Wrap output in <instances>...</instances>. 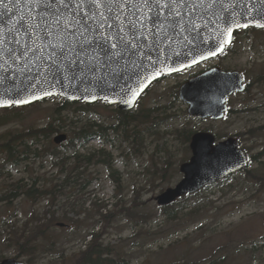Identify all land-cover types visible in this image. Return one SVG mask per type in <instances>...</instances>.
Masks as SVG:
<instances>
[{"label": "rangeland", "instance_id": "374dc122", "mask_svg": "<svg viewBox=\"0 0 264 264\" xmlns=\"http://www.w3.org/2000/svg\"><path fill=\"white\" fill-rule=\"evenodd\" d=\"M229 54L221 66L244 71L251 80L249 88L256 89L233 97L230 102L233 113L219 122L189 118L183 103H176L174 113L180 116L177 120L161 111L141 113V107L133 117L128 135L121 119H117L115 108L104 104L93 107L96 114L93 116L83 114L78 106H60V99L25 109L0 110V120L6 122L0 126V157L6 154L3 146L7 141L17 145L30 130L47 127L51 133L56 128L48 141L45 137L41 139L46 151L53 150L56 135H71V130L82 126L88 118L109 127L120 123L116 130H111L113 143L107 150L116 160L114 170L121 174L123 187L120 196L115 197L117 187L110 178V170L104 165L90 168L93 173L90 187L82 191L68 187L66 194L60 195L76 202L77 212L68 211L69 218L76 222H68L71 229L52 226L47 221L50 218L44 216L48 209L46 198L35 200L22 196L0 204V262L4 258H17L30 264H75L76 253L85 249V237L89 242V233L100 229V241L108 244L127 264H264V131L257 138L251 135L252 130L264 126V109L253 112L264 101L257 97V88L264 84L258 82L264 76V31L239 34ZM188 77L173 79L170 84ZM182 128L183 133L209 130L219 138L237 136L254 160L247 170L162 211L155 198L162 189L173 187L181 180L179 167L190 157L184 140L177 137V130ZM67 143L68 140L62 147ZM100 148L97 140L76 146L82 154ZM121 151L123 158L118 157ZM53 165L48 156L31 158L20 169L8 170L15 179L28 176L30 171L34 177L56 179L58 169ZM141 187L149 191L136 197L133 192ZM121 195L125 196L127 206L133 200L138 204L144 202L132 210L144 216L140 225L133 226L134 219L140 220L139 215L131 218L123 208L112 212L115 215L109 224L100 216L105 205L109 206L108 212L113 210ZM63 208L56 206L58 215ZM172 211L173 219L168 215ZM54 243L56 248L48 252Z\"/></svg>", "mask_w": 264, "mask_h": 264}, {"label": "water", "instance_id": "95a60500", "mask_svg": "<svg viewBox=\"0 0 264 264\" xmlns=\"http://www.w3.org/2000/svg\"><path fill=\"white\" fill-rule=\"evenodd\" d=\"M9 8L12 11L5 13L0 5V39H4V34L13 29L15 21L27 11L23 4L18 7L16 0L9 4ZM191 21L186 17L183 29L167 25L156 29L157 35L149 36L148 47L143 54L132 58L134 65L116 72L100 69L81 73L75 67L52 72L31 54L27 60L15 62L11 58L0 56V100L10 104L0 108L22 107L47 98L62 97L89 104L106 101L110 105L119 104L122 110H130L145 89L162 74L179 72L220 55L232 44L233 35L239 29H263L264 0H204V7L196 9ZM148 27L151 28V24ZM15 28L20 29V25H15ZM229 28L232 37L230 42L227 35ZM17 38L22 44L27 42L33 48L42 44L41 41L33 43L29 40L23 29H20ZM8 39L11 40L10 34ZM10 46L20 47L15 44ZM47 51L45 49L44 54ZM40 55L38 52L37 56ZM73 75L75 79L66 78ZM243 89L242 81L236 75L216 69L189 81L182 87L180 96L190 105V115L221 119L228 110L227 98ZM46 92L50 94L46 95ZM23 100L29 102L21 103ZM64 140L65 136H59L55 142L60 144ZM214 142V136L207 134H198L193 139L194 157L191 163L182 167L185 179L175 189H169L159 196V205H169L177 198L193 193L248 165L249 157L239 149L235 139L217 146H214ZM2 264L23 263L5 260Z\"/></svg>", "mask_w": 264, "mask_h": 264}, {"label": "snow or ice", "instance_id": "6c2138e0", "mask_svg": "<svg viewBox=\"0 0 264 264\" xmlns=\"http://www.w3.org/2000/svg\"><path fill=\"white\" fill-rule=\"evenodd\" d=\"M12 2L0 0L5 13L12 11L9 8ZM16 4L18 7L23 4L27 11L0 39V56L15 62L27 60L31 54L49 71L75 67L84 73L100 69L116 72L133 66L132 58L143 54L149 36L157 35L156 29L164 25L183 29L186 17L192 22V14L204 7V0H16ZM15 25H20L33 43L42 44L36 48L27 42L22 44L17 38L20 29ZM227 35L230 42L231 28ZM12 44L20 47H11ZM0 106L10 104L0 100Z\"/></svg>", "mask_w": 264, "mask_h": 264}, {"label": "trees", "instance_id": "16d2710c", "mask_svg": "<svg viewBox=\"0 0 264 264\" xmlns=\"http://www.w3.org/2000/svg\"><path fill=\"white\" fill-rule=\"evenodd\" d=\"M67 105L72 106V104L70 103H65ZM67 105H65V107H67ZM2 125V123H0V126ZM56 128H53L51 130V133L55 130ZM93 129L88 128L86 131L83 132H78V131H73V136H72V143L70 148H74L73 144L75 141H80V134L83 138L84 141H88L94 134H93ZM41 131H36L35 135L37 136V138L40 135H37L38 133H40ZM33 132H31L30 134H32ZM100 135H103V129H101L99 131ZM47 137V136H46ZM30 146L29 145H25V143L23 142L22 144H20L19 146L16 145H12L11 141H7L4 146L3 149L6 150L7 152V157L10 159L15 160L14 164L18 165L22 162V158L24 156V154H26V151H29ZM26 149V151H21ZM19 152V153H18ZM62 152H59L58 150H56V148H54L51 152V154L53 155L54 158H57L58 160V164L56 165L58 167V169L61 170V174H63L65 171L66 172H70L69 174V178H67L65 181L59 182V183H51L48 184L47 181H42L41 184L38 182V180H34V182H30V186L28 185V189H26L23 194L27 195L28 198L31 199H40V197L47 195V194H51L52 196H50V201H51V206L50 209L48 210L47 213L51 214V224L54 226L56 222H62V220L64 219H69L68 218V212L64 211L62 215H57L55 211H53L52 209L54 208V206H56L57 204H63L64 201H62V198L56 197V194H62L63 191L66 189L67 186L71 185L73 187H75V185H78V176H77V170H78V162H80V156H78V152L75 151V153L73 154L72 157H68V156H63V154H61ZM254 159V157L252 158ZM11 161V160H10ZM74 175L77 176V179L72 178ZM71 179H73L74 181H70ZM23 181V180H22ZM18 187V184L16 185ZM42 188V189H40ZM21 195V191H19V189H16V194H14L13 197H4L2 199H0L1 201L4 200H15L17 199L19 196ZM64 206H66V204L64 203ZM72 211H75V208L72 207ZM71 221V220H70ZM41 227V226H40ZM29 239V238H28ZM57 243L52 244V248H50L48 250V252H52L54 251V249L56 248ZM55 253V252H54ZM110 252L108 250V247H103V244L100 241V237H96L94 239V241L92 243H90V245H88V247L86 248L85 251L76 254L77 255V259L75 264H127V262L125 260H121V259H114L111 257ZM30 264V263H27ZM175 264H187V263H175Z\"/></svg>", "mask_w": 264, "mask_h": 264}, {"label": "flooded vegetation", "instance_id": "af4514ba", "mask_svg": "<svg viewBox=\"0 0 264 264\" xmlns=\"http://www.w3.org/2000/svg\"><path fill=\"white\" fill-rule=\"evenodd\" d=\"M226 57H220V58H214L209 60L208 62L192 69L186 72H182L179 74H175V75H170V76H164L161 79L157 80L156 82H154L149 89L146 91V93H144V96L140 102V104L138 105V107L136 108V110H139L140 107H143V110L145 111H161L164 114L167 113V115H170V117L173 118H180L179 114L174 113L176 110V103H181L180 102V98H179V88L181 86V84L186 81V79L184 81L181 82H177L176 81L173 84H170V82L176 78H180L183 75L189 74V77H192L193 75L203 72V71H207L210 70L212 68H216L219 67L221 69H224L221 66V63H223V59ZM221 61V62H220ZM198 70L197 73H195V71ZM260 76L258 79V82H262L264 83V81L261 80ZM187 78V79H188ZM251 84V81H248V85ZM248 89V93H251L252 90H255L256 88L252 87V88H247ZM258 93H257V97L259 98V100L262 98L264 99V84L259 86L258 88ZM262 109H264V101L261 102L259 107H256L253 111L256 112H260ZM131 117V116H130ZM128 117V118H130ZM183 131V128H182ZM198 132H208V130H200ZM189 140V137L186 136L185 137V144L187 145V141ZM147 192V190H140L138 191V193H145Z\"/></svg>", "mask_w": 264, "mask_h": 264}]
</instances>
